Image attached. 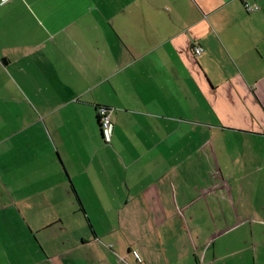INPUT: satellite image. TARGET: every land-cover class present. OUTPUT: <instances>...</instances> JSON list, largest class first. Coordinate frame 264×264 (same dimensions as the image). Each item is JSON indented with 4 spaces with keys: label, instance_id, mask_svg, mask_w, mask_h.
Returning a JSON list of instances; mask_svg holds the SVG:
<instances>
[{
    "label": "crops",
    "instance_id": "obj_1",
    "mask_svg": "<svg viewBox=\"0 0 264 264\" xmlns=\"http://www.w3.org/2000/svg\"><path fill=\"white\" fill-rule=\"evenodd\" d=\"M198 261L264 264V0H0V264Z\"/></svg>",
    "mask_w": 264,
    "mask_h": 264
},
{
    "label": "built area",
    "instance_id": "obj_2",
    "mask_svg": "<svg viewBox=\"0 0 264 264\" xmlns=\"http://www.w3.org/2000/svg\"><path fill=\"white\" fill-rule=\"evenodd\" d=\"M4 1V0H2ZM244 9L246 12L250 13L258 9L254 4L244 3ZM203 52V48L199 45L192 47V53L194 55H200ZM98 120L100 124V130L102 138L105 142L109 143L112 136V122L109 114V109L103 106L97 108ZM195 264H201V261L196 262Z\"/></svg>",
    "mask_w": 264,
    "mask_h": 264
},
{
    "label": "trees",
    "instance_id": "obj_3",
    "mask_svg": "<svg viewBox=\"0 0 264 264\" xmlns=\"http://www.w3.org/2000/svg\"><path fill=\"white\" fill-rule=\"evenodd\" d=\"M98 119V118H97ZM98 122H99V120H98ZM100 125V124H99Z\"/></svg>",
    "mask_w": 264,
    "mask_h": 264
}]
</instances>
